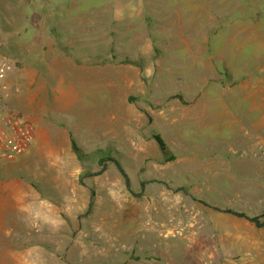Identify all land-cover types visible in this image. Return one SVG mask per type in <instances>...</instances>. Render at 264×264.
Segmentation results:
<instances>
[{
  "label": "rangeland",
  "instance_id": "obj_1",
  "mask_svg": "<svg viewBox=\"0 0 264 264\" xmlns=\"http://www.w3.org/2000/svg\"><path fill=\"white\" fill-rule=\"evenodd\" d=\"M179 1L0 0L34 128L0 160V264H264V227L211 207L264 219V15L214 3V35Z\"/></svg>",
  "mask_w": 264,
  "mask_h": 264
},
{
  "label": "built area",
  "instance_id": "obj_2",
  "mask_svg": "<svg viewBox=\"0 0 264 264\" xmlns=\"http://www.w3.org/2000/svg\"><path fill=\"white\" fill-rule=\"evenodd\" d=\"M9 70V63L0 60V160H13L24 154L34 138L32 123L6 105L10 86L4 77Z\"/></svg>",
  "mask_w": 264,
  "mask_h": 264
},
{
  "label": "crops",
  "instance_id": "obj_3",
  "mask_svg": "<svg viewBox=\"0 0 264 264\" xmlns=\"http://www.w3.org/2000/svg\"><path fill=\"white\" fill-rule=\"evenodd\" d=\"M249 1L250 0H244L243 1V6L241 5V8L244 9V6H246V5H250L251 6L252 5L250 7V9L254 10V12L256 14L255 16L264 15V0H251L250 2ZM179 2H181V4H183V5L191 6V8L194 11H197V12L203 11V12L206 13L203 16H205V19H207V28H209V27L211 28V29H207L206 33L207 32H212L215 35L216 34L215 31L219 28V27H217L218 26L217 24L222 22V21H224V20H226L225 19L226 16L223 14L225 12H218V11L215 10V8H213L214 3H219V5L220 4L223 5V2H224L223 0L221 2H218L217 0H202V1H200V0H188V1L187 0H181ZM126 6H127L126 7L127 9H130V8L133 9V7H135L136 4H135L134 1H128V3H126ZM232 6L233 5L231 4V7ZM225 8H230V7H227V5H226ZM119 13H120V10L116 9V11H115V17L116 18H118V14ZM130 13L132 14V13H134V11L130 10ZM208 24H211L212 26H208ZM238 24H240V25L243 24L245 26V22L243 20H241V23H238ZM249 24H251V23H249ZM253 24H256V23H253ZM208 42H209V37H208L206 43H208ZM256 124L257 125L261 124L259 119L256 122ZM245 133H246L245 136H247V137H251V138H254V139L261 138L260 141L264 145V138L262 136H260L258 134V132L249 133L247 131ZM256 145L259 147V145L257 143H256ZM262 150L263 151H261L260 149H257L256 147L252 148V153H253L252 156L254 155V158L256 160H258V157H261V158L264 157V148Z\"/></svg>",
  "mask_w": 264,
  "mask_h": 264
},
{
  "label": "trees",
  "instance_id": "obj_4",
  "mask_svg": "<svg viewBox=\"0 0 264 264\" xmlns=\"http://www.w3.org/2000/svg\"><path fill=\"white\" fill-rule=\"evenodd\" d=\"M174 96L180 98L179 95H174ZM155 138L158 141L160 148L162 150H166V146H165L164 142L162 141V139L160 138V136L155 135ZM167 158H168L167 160L172 159V155H169ZM102 161L104 162V160H102ZM115 164H116L117 169L119 170V172L121 173V175L124 179L125 186L128 188V190H130V182H129V178H128L127 173L124 171V169L121 167V165L118 161H115ZM105 165H106V163H103V165L100 169H98L96 171H92V172L88 173V175L92 176V175H97V174L101 173ZM167 186H170V185H167ZM181 190H183V189H181ZM198 201L203 203V204H208L204 200H201V199H198ZM209 206H211V205H209ZM211 207L215 210L231 214V215L236 216L238 218H244L247 221L251 222L256 227H264V219H260L261 217L259 215L250 216V215L246 214L244 211L235 210V209L230 208V207H225V208H219L217 206H211Z\"/></svg>",
  "mask_w": 264,
  "mask_h": 264
}]
</instances>
